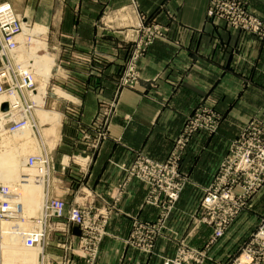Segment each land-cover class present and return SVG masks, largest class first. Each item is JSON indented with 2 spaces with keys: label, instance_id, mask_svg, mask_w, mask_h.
Returning <instances> with one entry per match:
<instances>
[{
  "label": "crops",
  "instance_id": "crops-1",
  "mask_svg": "<svg viewBox=\"0 0 264 264\" xmlns=\"http://www.w3.org/2000/svg\"><path fill=\"white\" fill-rule=\"evenodd\" d=\"M208 1L66 0L42 4L39 0H29L25 9L36 20L40 18L38 12L46 11L45 20L53 43H59L61 35L77 52L95 44L96 47L104 46L112 39L106 36L104 40L103 28L98 26L105 9L121 11L115 13L113 20L103 21L115 33L122 27L147 23L144 18L147 14L149 21L156 16V22L166 32L155 40L140 61L143 77L140 87L122 91L117 116L112 121V136L94 158L81 183L100 194L96 202L98 207H103L104 198L116 196L119 199L111 208L107 236L96 264H163L162 257L173 255L182 238H187L190 245L203 247L209 241L211 230L199 224L196 216L201 188L212 180L228 143L242 125L253 115L264 118V38L241 37L235 30L206 25ZM163 4H168L175 12L176 20L168 17ZM248 4L253 13L264 18V0H248ZM58 50L59 45L56 52L60 54ZM236 62L239 68L234 67ZM60 71L66 72L61 67ZM94 81L100 88L88 92L83 99V122L89 121L97 109L98 91L101 88L111 90L115 79L105 74L95 77ZM206 97L210 101L214 99L223 114L220 130L211 135L198 133L189 144L181 160L188 183L165 229L159 234L162 235L153 245L151 255L128 243L127 238L135 220L155 224L159 208L146 202L147 185L137 179L126 180L120 166L128 165L139 151L156 160H164L186 115ZM56 154L61 156L57 161H61L63 153ZM75 177L78 178L70 172L56 177L62 188L55 194L62 196L69 205L75 196L79 202H85L83 191L77 190L81 184H76ZM53 183L55 186L56 182ZM262 211L264 188L252 198L225 237L213 246L205 264H222L221 261L238 251L258 226ZM79 232L78 227H72L73 242H77Z\"/></svg>",
  "mask_w": 264,
  "mask_h": 264
},
{
  "label": "built area",
  "instance_id": "built-area-1",
  "mask_svg": "<svg viewBox=\"0 0 264 264\" xmlns=\"http://www.w3.org/2000/svg\"><path fill=\"white\" fill-rule=\"evenodd\" d=\"M234 1L216 0L209 11L210 18L226 15L224 19L232 29L264 36V21L251 14L243 2ZM23 18L9 2L0 4V55L4 61H7L3 62L4 67L0 69V95L14 92L23 94V91L37 90L39 86L35 80V74L29 69L20 68L22 70L18 72L20 76L17 77L15 71L10 69L11 63L8 56L2 51L4 45L5 50L16 48L19 45V37L23 34ZM25 39L27 42V38ZM30 40L32 41L31 38ZM8 105L11 107L10 103ZM23 123L22 120L19 124ZM101 125L102 122L99 124V121H94L90 127L99 126L97 129H100ZM202 128L204 127L195 125L191 128L190 126L187 128V134L197 129L202 131ZM85 131L86 129L83 130V132ZM251 138L264 141V123L253 121L247 123L244 133L229 146L221 166L210 183L201 188L197 220L212 230L207 250H204L207 252L190 244H181L176 257L174 259L163 258V264H203L206 259H209L210 249L225 237L231 225L245 211L249 198L262 190L264 187V147L261 144L256 146ZM188 143V137H179L172 155L165 161L159 162L147 156L138 155L139 157L137 156L128 166H120V169L128 177L140 180L149 186L146 202L159 208L160 215L157 224L135 220L131 237L128 239V243L150 254L153 252L154 238L165 227V219L175 208L188 183L189 178L182 172L180 162L181 152ZM91 155L86 151L83 154H65L61 159L60 167H57L55 156L51 150L46 158L40 155L31 156L29 164L31 166L39 164L45 169L43 170L41 167L47 183L52 180L57 184L56 176H62L68 169H70L68 172L78 176L79 179H77L83 183L80 176L88 173L92 160ZM78 156L85 159L84 165H82L83 162L76 160ZM65 159L67 162L64 163ZM73 170L75 173L71 172ZM77 190L78 192L83 191L85 202H79L75 196L74 202L69 205L62 196L51 194L50 188L45 198L44 215L41 221L42 230L37 234L28 235L26 238L27 245L39 244L43 250H45L44 247L52 245L53 237L56 235L70 238L57 243L66 251L64 256H52L57 264H78L77 257L81 258L84 264H94L98 258L100 246L107 236L110 210L104 209V206H96L97 194L95 195L88 186L81 185ZM1 192L9 193L7 187H2ZM4 204L5 202L2 203V205ZM6 210L7 205L3 211ZM7 218L9 216L2 214V219ZM72 227L79 228L77 242L72 241ZM254 237L255 243L244 250L243 257H241V252L225 264H264V216ZM252 248H258L263 253H258Z\"/></svg>",
  "mask_w": 264,
  "mask_h": 264
},
{
  "label": "rangeland",
  "instance_id": "rangeland-1",
  "mask_svg": "<svg viewBox=\"0 0 264 264\" xmlns=\"http://www.w3.org/2000/svg\"><path fill=\"white\" fill-rule=\"evenodd\" d=\"M39 1L42 4H46L49 2L50 3H52V2L58 3L60 1L65 2L66 0H39ZM102 1L105 2V0H102ZM221 1H228V0H221ZM232 1H234V0H232ZM236 1H238L237 3L243 2L244 5L250 10V5L248 4V0H236ZM3 2L11 3L14 6V8L18 11L19 14H21L23 17L27 16L28 18H26V22H29L28 23L29 27H34L37 23H39L41 25L43 24L45 26V29H47L45 31H47V32H46L45 36L43 35L41 38V39H44L45 43H47L46 47H48L45 51V55L47 57H52L54 60V63L51 64V66L53 68L51 69V67L49 66V69H48L50 76H49V80H48L46 96L43 99V101H41L42 104L35 105V106L31 105L30 107H28L30 103H32V104L34 103L33 102L34 100L30 101L28 104H26L24 101V106L22 107L20 115L17 118H13L11 120V122L8 119L4 123L9 125L10 123L18 120V118H20V117L21 118L27 117V118H29V121H31L33 123H35V122L37 123V114L39 116V114L42 111L45 110V111H51V112L57 113L60 116V119L62 120V121L60 120L61 121L60 125H57V123H54V124L48 123V124L44 125V127L42 129V131L44 132L43 138L45 140L48 138L46 140L47 142L45 141V143H46L45 148L47 150L49 149L48 152H50V150H53V155L55 156L57 167H60V165H61L60 164L61 161L60 160L57 161V159L61 157V156H57V154H56L57 152H62L63 153L62 157H63L65 154H77V153L83 154L84 151H86V152L92 154L91 155L92 160L90 162L92 164L94 158L99 153V151L102 149L105 142L108 140V138L110 136H112V133H111L112 121L117 116V112H118V108H119V102H120V95H121L122 91L124 89H137L140 87V82L143 78L142 77V70L140 68V61L142 60L144 55L147 53V51L150 49V47L154 44L155 40L164 36V34H166V32L161 27V24L156 22L157 21L156 16H154V18L151 21H149L150 16L147 14V16L144 17L145 20H147V23L146 22L141 23L137 27H130V28L122 27L120 29H117L118 33H115V32H113L115 30L109 29L108 27H106L104 25V22L113 20V18L116 16L115 13L118 14L119 10L113 11V10L105 9L102 16H101L102 20L99 18L100 20L98 21V24H99L98 26L103 28V32H104L103 33V35H104L103 39L104 40H105L106 36H108V37L112 36V39H109L110 40L109 43H107V42L104 43V46L97 45L98 47H96V44L94 43L95 45L90 47L89 49H85L83 52H77V50H75V48L72 45H70V41L65 40V38H63L61 35H60L59 43H55V44L53 43V40H54L53 35H52V33H50L51 30L48 27L46 20H45L46 19L45 18L46 11L38 12L39 13L38 17H40V18L38 20H36L32 17L30 12L29 13L25 12V9L28 5L29 0H0V4ZM214 2H216V0H209L208 1V9L206 12L205 24L211 25V26L212 25L213 26H220L222 28L234 30L231 27H229L230 25L224 19L226 15L216 16V17L210 18L209 11L211 9V6L214 4ZM163 8L166 10V13L168 14L169 18H175V20L177 19L175 12L170 9V6H168V4H163ZM119 12H121V11H119ZM250 12H251V14L257 16L251 10H250ZM257 17H259V19L264 21V18H262L260 16H257ZM106 30H107V32H106ZM238 34L241 35V37H244L246 35H252V36H255L256 38H259V39L264 38V36H261L259 34H255V33H251V32H238ZM27 35L29 36L31 34H26V36ZM27 38H28L27 39L28 41L30 40V38L32 40L38 39L36 37H27ZM28 41L25 44L26 48L24 47V49H26V50L28 49L29 44H32V45L34 44V42L32 43L31 40L29 42ZM58 45H59L58 51H60V54L58 52H56ZM120 52L121 53L123 52V54H124L123 57L122 56L120 57ZM50 54H52V55H50ZM119 59L121 61H119ZM3 62H7V61H4L2 59V56H0V69H2L4 67ZM113 64H117L115 68H111L113 66ZM60 67L66 70L65 74L60 73L61 72ZM234 67L239 68L238 62H236ZM72 70H75L76 73H73ZM105 74L108 77L111 76V78H114L115 82L110 87L111 90H104V88H101L98 91L97 109H96L93 117L89 121L83 122L82 121V117H83L82 101H83V99H85V97H87L88 92H90V91L95 92L96 89L100 88L94 84L95 83V81H94L95 77L101 78ZM35 77H37V80L41 83L42 74H41V77H40V75L39 76L36 75ZM151 85L154 87L156 86V84L154 82H152ZM58 91L66 92L70 96L72 95V97L75 99V101H73V100L69 101V100L61 97L59 95ZM19 94H22V93L19 92ZM21 97L23 100L25 99L23 95H21ZM4 101L5 102H3V103L7 104L8 100H7V102H6V100H4ZM214 102H215L214 99H213V101L212 100L210 101L209 98H207V97L203 98L193 108V110L186 115L184 122H183V125H182V128H181V131H180L179 135L177 136V138L174 140V143H173L170 151L168 152V154L164 160H156V159L146 155L142 151H139L135 154L133 160L129 164H131L136 159V157L138 155L139 156L140 155L147 156V157L152 158V159L159 161V162L169 159L170 156L172 155V151L174 150V147H175L177 140L181 136H183L184 138L188 137V139H189V143L187 144V147L184 150H182V152H181V159L180 160H182L183 155L185 154L189 144L192 142V140L196 134L203 132L204 134L211 135V134H215L217 131L220 130V126H221V123H222V120L224 117H223V114L219 112V110L217 109ZM3 103L1 104V107H2L1 109H3V105H4ZM31 107H33V109H35V112H36L35 114H32ZM9 110H10V107L7 104V109L6 110L3 109V111H9ZM94 121H99V124L102 122L100 129H97V128H99V126L96 128L90 127V125ZM251 121L264 123V118H262L259 115H253L252 117H250L242 125V127L240 128L238 133L234 136V138H232L230 140V142L228 143L227 148H226V152H225L222 160L225 158L231 143L234 140H236L237 138H239L244 133V130L246 128L247 123L251 122ZM4 125L2 126L3 129H4ZM195 125L200 126V127H204V128H202L203 129L202 131L199 130L200 129L199 128V129H197L198 131L193 130L190 134H187V128L190 126H191V128H193ZM52 128H53V130H52ZM81 128H82V130H81ZM3 129H1V132H3L4 134L0 135V143L2 141L1 144H3L5 146V148L3 150L5 151V149H7L8 147H10V148H8L9 150H13L15 146L9 140V138L11 139L12 133L8 131V132H6L7 133L6 134ZM85 129H86V131L83 132V130H85ZM95 129H97V130H95ZM54 131H55V133H54ZM45 134L47 137L45 136ZM85 135H87L88 137H86ZM3 140H4V142H3ZM7 140H9V142ZM38 140L40 141V138H38ZM5 141L7 144L5 143ZM39 141L32 140V143L30 142L29 144H26V145L22 144L21 149L23 146H24L23 148L25 149L23 156L35 155V154L41 155V153L45 151V148L42 144L37 146V143ZM252 142L256 146L261 144V146L264 147V141H262L261 139H257V140L252 139ZM26 147H27V149H26ZM67 149L71 150V152L68 151ZM63 150H66L67 152H64ZM38 153H40V154H38ZM222 160H221V162H222ZM221 162H220V164H221ZM220 164H219L218 168L221 166ZM128 165H126V166H128ZM120 170L122 173H124L122 171V169H120ZM68 171H70V169H68ZM66 173H64L62 175H65ZM85 174L87 175L88 173H85ZM124 175L126 176V180L134 179L132 177L131 178L128 177L127 174H125V173H124ZM56 177H58V176H56ZM80 177L83 179L84 175H82ZM76 179H77V177H75V179H74L76 181V184L80 185L81 184L80 180H76ZM9 180H11V181H9ZM5 181L8 184L9 183L12 184L11 186L13 188L16 185H18V186L23 185V184L19 183L18 179H7V180L0 179V183L3 182V184H6ZM14 182L16 183V185ZM53 184L54 183L52 182V187H51L50 193L51 194H54V193L59 194L58 191L61 190L62 187L59 186L58 184H55V186H53ZM48 186L50 188L49 183L46 184V187H47L46 191L47 192L49 190ZM147 188H148V191H147L146 198L148 197V194H149V186L148 185H147ZM183 191H182V193H183ZM259 192H257L256 194H258ZM93 193L95 195L96 194L98 195V196L96 195V198L100 197L99 193H96L94 191H93ZM255 195H253L249 198L247 204H249V202L252 200V198ZM200 197H201V193L199 195V199H200ZM104 199L106 201L103 202V204H104L103 208L109 209L110 213H111V208L115 205L116 202H118L119 199L116 196L115 197L113 196V198L111 197V199H107V198H104ZM179 200H180V198H179ZM179 200H178V202H179ZM178 202L176 203L175 208L177 207ZM260 207L262 208V206H260ZM17 208L18 209H16V210L21 213L22 207H17ZM198 213H199V209H198ZM198 213H197V217L199 216ZM21 214H23V213H21ZM159 215H160V213H159ZM171 215H172V212L165 219V223L171 217ZM240 215H239V217H240ZM26 216H28V215H26ZM34 216L36 218L39 215H34ZM263 216H264V212L261 215L262 219H263ZM0 218H1V216H0ZM7 219L1 218V220L9 221V218H7ZM158 219H159V216L156 219V224L158 222ZM237 219H236V221H237ZM10 220H11V218H10ZM261 220L259 221L258 226L256 228H254V230L244 240L242 245L239 247L238 251L236 250L234 252V254H231L227 259L221 261L222 264H225L230 259L231 260L234 259L235 256L239 255L241 252H242L241 257H243L244 250L247 249V247H249L251 244L255 243L254 234H255L256 230L259 228V226L261 224ZM21 221H23V220L21 219ZM109 221H110V216H109L108 224H109ZM235 222L231 225V227L235 224ZM199 224H202V223H199ZM33 226H34V222H30V228ZM107 227H108V225H107ZM208 228H210V227H208ZM164 229H165V227L161 230L163 231ZM210 230H211V228H210ZM131 231H132V228H131ZM131 231H130V234H131ZM130 234L128 235L127 241L129 239V237H131ZM161 235H157L154 238V244L160 238L159 236H161ZM211 236H212V230H211ZM211 236H210V238H211ZM210 238H209V240H210ZM0 239H2V238H0ZM66 239H70V238H66V237H63L60 235H56L53 237L52 245L45 247L46 252H44V255L47 259L45 257H44V259L47 260L46 264H57V261L52 259L53 255H56V256H64L65 255L66 251L64 249H62L60 246H58L57 243L59 241H65ZM187 240H188L187 238H182L180 240V243L178 244L176 250H175V253L173 255H170V256H163L162 260H164L163 258L174 259L176 257V255L178 254V247L181 244H190L189 241H187ZM208 242H206L205 245H203V247H196L193 245L192 246L199 248L200 250H203V252H207L204 250H207ZM49 247H51L52 249H50ZM39 248H41V247H39ZM100 249H101V246H100ZM252 249L258 253H263V251L259 250L258 248H252ZM210 251H211V249H210ZM210 251H209V253H210ZM38 253H39V250H38ZM153 253H154V251L151 253V255ZM209 253H208V255H209ZM50 254H51V256H50ZM38 256L41 257L40 253L38 254ZM40 257H38L39 261H41ZM98 257H99V255H98ZM97 260H98V258H97ZM208 260L206 259L203 264L207 263ZM18 261H16V263ZM76 261L78 264L80 261L83 262V260L81 258H78V257L76 258ZM83 264H84V262H83ZM94 264H96V262Z\"/></svg>",
  "mask_w": 264,
  "mask_h": 264
},
{
  "label": "bare ground",
  "instance_id": "bare-ground-1",
  "mask_svg": "<svg viewBox=\"0 0 264 264\" xmlns=\"http://www.w3.org/2000/svg\"><path fill=\"white\" fill-rule=\"evenodd\" d=\"M12 7L14 8L13 5ZM26 18L28 17L26 16L23 18V34L19 37V45L16 48L10 50H5L4 45L2 51L3 54L8 56L9 62L11 63L10 69L12 71H15V75L17 77L20 76V74L18 73L22 70L20 68H24L31 70L35 74V76L40 75L41 77L42 74V80L40 83L37 80V77H35V80L39 85L37 90L31 92L23 91V94L14 92L11 94L3 93L0 95V135L4 134L3 132H1V129H3L2 126L5 124L3 130L5 133L8 131L12 133L11 139L9 138V140L15 146L13 150H9L8 148L10 147H8L4 151L3 149L5 148V146L1 144L2 141L0 143V179H18L19 183L23 184L18 186L14 182L17 187L15 186L13 188L11 186L12 184L9 183V185L6 181V184H3V182L0 183V216L1 218L2 214H6L7 216H9V221H4L0 218V238H2L0 239V264H46L47 258L45 257L46 259H44V250L42 246L39 244H36L35 246H29L26 243V238L28 235L30 236L32 234H37L38 232H41L43 227L41 221L44 215L45 198L47 195V183L45 182L43 171L45 169L39 164L36 166H31L29 164V158L31 156H37V154L23 156L25 149L23 148L24 146L21 149V146L22 144L26 145L30 142L32 143V140L39 141L38 138H40V141L38 142L39 144L37 143V146L42 144L45 148V141L48 138L46 140L43 138L44 132L42 131V129L44 125L48 123H57V125H60L62 121L57 113L44 110L39 114V116L37 114V123L35 121V123L29 121V118L27 117H20L18 118V120L10 123L9 125L4 123L8 119L11 122L13 118H17L20 115L22 107L24 106V101L26 104H28L30 101L34 100V103H30L28 107H30L31 105L35 106L42 104L41 101H43L46 96L48 80L50 76L48 69L49 66L51 67V69L53 68L51 66V64L54 63L53 58L47 57L45 55V51L48 48L46 47L47 43H45L44 39H41L43 35L45 36L47 32L45 30L47 29H45V26L43 24L41 25L39 23H37L34 27H29V22H26ZM26 34L31 35L26 36ZM25 37H36L38 39H33L31 42H34V44H29L28 49L26 50L24 49L25 44L27 43ZM58 93L61 97L69 101H75L72 95L70 96L66 92L58 91ZM21 95L24 96V101ZM4 100H6V102L8 100L7 104H11L9 111H3V109H1V104L5 102ZM31 112L32 114L36 113L33 107H31ZM22 120L24 121V123L19 124ZM17 124H19L18 127ZM9 140L7 141L9 142ZM48 150L45 148V153L42 152L40 156L46 158V155L49 153ZM65 160L64 163L67 162V159ZM76 160L83 162L84 165L85 159L83 157L78 156ZM41 167L43 168V170L41 169ZM49 185L51 188L52 180L51 182H49ZM2 187H7L9 193H2ZM4 202L5 206L2 205V203ZM6 205L7 210L3 211L6 209ZM17 207H22L21 213L23 214L16 210L18 209ZM34 215L39 216L35 218ZM21 219L23 221H21ZM30 222H34V226L31 228ZM38 250L41 257L38 256ZM38 257H40L41 261L38 260ZM16 261L18 262L16 263Z\"/></svg>",
  "mask_w": 264,
  "mask_h": 264
},
{
  "label": "water",
  "instance_id": "water-1",
  "mask_svg": "<svg viewBox=\"0 0 264 264\" xmlns=\"http://www.w3.org/2000/svg\"><path fill=\"white\" fill-rule=\"evenodd\" d=\"M3 109H4V110L7 109V104H6V103L3 105Z\"/></svg>",
  "mask_w": 264,
  "mask_h": 264
}]
</instances>
